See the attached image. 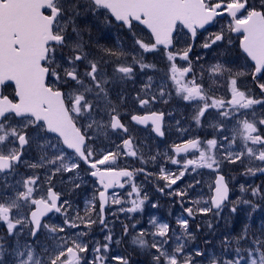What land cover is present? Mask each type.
Returning <instances> with one entry per match:
<instances>
[{"label": "snow or ice", "instance_id": "snow-or-ice-1", "mask_svg": "<svg viewBox=\"0 0 264 264\" xmlns=\"http://www.w3.org/2000/svg\"><path fill=\"white\" fill-rule=\"evenodd\" d=\"M18 14L16 3L5 5L10 57L0 86L14 82V89L9 95L0 91V224L6 226L0 235V264H108L109 259L113 264H131L129 256L109 255L113 242L121 243L114 241L115 223L128 235L140 225L131 223L135 219L131 214L142 213L146 204L154 211L160 207L134 182L138 175L145 176L144 183L153 182L156 192L178 199L180 207L175 217L169 211L172 222L150 215L148 224L154 231L142 229L133 237L132 243L149 257L147 264H264V181L239 184L240 196L232 200L236 177L225 172L240 166L245 168L241 176H264V0H40L36 15L43 22V49L32 57L30 72L17 67L23 47ZM225 14L232 20L227 31L221 27L209 33L201 45L216 48L217 54L206 66H200V57L194 63L191 54L200 31H207ZM114 25L130 43L114 52L97 41L95 52H85L89 46L83 41L85 30L91 38L95 28L102 39ZM137 25L147 30V37ZM229 32L241 37L243 64L227 59L234 46ZM66 49L70 55L64 54ZM159 53L166 61L163 75L141 80L155 64L137 58ZM176 61L186 66L177 67ZM209 75L217 81L226 77L223 91L230 98L207 94ZM49 77L55 87L48 83ZM249 78L252 87L244 83ZM137 80L142 86L133 96L126 85ZM114 90L115 101L110 98ZM173 102L192 107L190 120L155 110ZM85 119L91 123H82ZM166 120L175 124H165ZM192 125L199 131L209 127L206 135L212 138H200ZM138 126L150 128V135L161 143L172 135L178 141L167 148L166 161L152 157L156 174L145 167L116 166L121 160L141 159L133 135ZM33 146L41 153L37 163L24 159ZM192 150H198V156ZM22 166L28 170L23 175ZM203 170L211 180H204ZM89 179L95 187L81 216L72 197ZM205 184L207 198L201 192L193 206H185L190 193ZM242 212L245 223L240 233L223 234L216 243L205 241L203 248L194 243L198 237L190 222L198 215L212 218L202 223L214 233L212 220L223 219L228 225L235 217L239 223ZM52 215L59 224L45 223ZM121 215L129 222L119 220ZM95 227L103 239L89 242ZM42 230L54 242L39 243ZM25 232L31 242L21 243ZM148 235L150 243L145 240ZM41 248L38 259L35 250Z\"/></svg>", "mask_w": 264, "mask_h": 264}, {"label": "rangeland", "instance_id": "rangeland-1", "mask_svg": "<svg viewBox=\"0 0 264 264\" xmlns=\"http://www.w3.org/2000/svg\"><path fill=\"white\" fill-rule=\"evenodd\" d=\"M230 23L228 21H223L222 27L225 28L227 31ZM212 81H210L208 84L209 90H212L214 88L211 87ZM219 82H215V84H218ZM221 84V83H220ZM219 90L220 86L217 85ZM217 91V90H216ZM217 92H213L212 95H215ZM220 93V91H219ZM183 103V102H180ZM180 103L173 102L171 105H164L166 108V111L172 112L173 115L175 116L176 120H184L186 122L187 120H190L193 110L192 109H186L181 106ZM87 123H91L90 120L86 119ZM214 121L212 120V117H209V123H213ZM167 124H175V120L173 121H165ZM194 133L198 135L202 139H208L212 138L210 136H207L206 133L210 132L211 129L209 127H205L203 131H196L195 125H192ZM145 138V147L143 149H138V155L141 157L140 160L136 159V168L140 167H145L146 172H152L154 174L157 173V163L152 161V157H157V160L160 162L166 161L168 159L169 153H167V148L173 144L174 141H176V137L174 135L170 136L165 143H161L157 139H153V137L150 135L149 132H145L143 134ZM178 142V141H176ZM196 156H198V150L195 151ZM32 149H30L27 153V155L24 157L25 160L29 161L30 163H37L39 159H34L32 158ZM188 158H194L193 156H188ZM147 161V164L144 162ZM245 166H250L247 165V162H245ZM173 171H176L175 168L172 169ZM227 173L230 175H233L236 177V181H234L236 191L230 194V199L235 200L238 196H240V192L238 190L239 184L245 183L247 180L248 184H260L262 181H264V176L261 177H244L241 176L240 174L244 172L245 168L240 167V166H234L231 168H226ZM20 173L23 175L25 174L28 170L26 167L22 166L20 168ZM42 174V173H41ZM83 175V173H81ZM203 178L205 181L211 180V177L208 173V170H203L202 172ZM140 176V175H139ZM65 181H67L68 177L65 176L63 178ZM145 181V176L141 175V177H136L134 179V182L137 183L138 185H142L143 188L148 192L150 200L153 202H158L160 207L158 210L154 211L151 209L150 205L146 204L145 209L142 213H133L131 214L135 219L131 220V223H135L136 221L140 222V225L137 227L136 230L130 231V234L128 235H123L122 234V227L119 222L115 223L113 233H114V241L115 240H121L120 244H116L113 242V244L110 246V251L109 255L114 256V255H126L130 257L131 264H147L148 256L146 255L144 249L141 248L139 244H133L132 239L133 237L137 236L142 229H147L150 232L154 231L149 224H148V219L150 215H155L157 217H164L169 220V222H172V217H175L180 213V207L178 203V199H173L167 195H161L160 193L155 191L154 188V183L153 182H148L144 183ZM188 181H185L187 183ZM59 183V181H57ZM68 186V185H66ZM160 186H163V182H161ZM95 187L93 181L91 179L87 180L85 183L84 188L78 192L73 199V206L79 207V215H84L85 214V204L84 201L87 197H90L92 195L93 188ZM183 187V185H181ZM203 193L205 199L207 198L208 194V188L207 184L203 185L201 189H198L196 192L190 193V198L188 202L185 204V206H193L192 202L195 200L200 199L199 193ZM130 204H125V207H130ZM93 208H95L98 211V206L93 203L92 205ZM115 208L108 209L107 212L105 213L106 216L110 217L111 211H114ZM169 211L172 212V217H169ZM75 215V213H73ZM224 215H227V210H225ZM240 222L237 223L236 218L232 217L231 223L226 225L225 221L223 219L220 220H212L213 223V228L215 229L214 233H209L208 229L203 226L202 221L205 219H212L210 216L209 217H202V216H197L195 221H191V229L192 231L196 234L198 239L194 241V243L199 244L201 248L205 247V241H212L213 243L218 242L223 234H228L229 232L235 236L236 234L240 233L243 224L245 223L244 220V213L242 212L240 214ZM119 220L124 221L125 223H128L129 221L125 219L123 215L119 217ZM45 223H48L50 226L51 225H57L59 224V219L55 215H52L49 217ZM197 225H200L198 228ZM5 225L0 224V235L5 234ZM81 231L84 229L81 228ZM179 234V233H178ZM93 239L95 240H102L103 236L101 234L100 228L95 227L93 229L92 235L88 237V241L91 242ZM151 235L145 236V240L148 241L149 243L151 242ZM25 241L31 242V238L27 236V233L23 236L20 237V242L24 243ZM54 241L51 240L50 237L47 236L46 231L42 230L40 237H39V243H41L44 246H47L49 243H52ZM235 246V245H233ZM37 252V258L39 259L40 253L42 252L41 249H36ZM91 259V257H89ZM108 264H113V262L110 260Z\"/></svg>", "mask_w": 264, "mask_h": 264}, {"label": "flooded vegetation", "instance_id": "flooded-vegetation-1", "mask_svg": "<svg viewBox=\"0 0 264 264\" xmlns=\"http://www.w3.org/2000/svg\"><path fill=\"white\" fill-rule=\"evenodd\" d=\"M57 2H58V0H57ZM46 14H50V13L46 12ZM223 21L224 22L228 21L230 24L232 23L231 18L225 14L222 18L217 20L215 25L209 27L207 29V31H204V30L200 31L199 38L196 40L194 50L191 54V58H192L194 63H195L197 57H200V61H199L200 66H206L207 62L213 60V57L217 54L218 50L216 48H213L212 50L204 49L201 47V45L207 40L209 33H215L216 31H218L222 27ZM81 28L83 29L84 25H81ZM137 30L141 31L142 35L147 37V35H148L147 30L143 29V26L137 25ZM53 32H55V29H53ZM100 35L101 34L98 33L95 28H93V30L91 32V38L89 37V34L86 30L83 32V41L85 43L89 44V46L84 49L85 52H88V51L95 52V46H96L97 41L100 44L108 46L114 52H119V50L121 48H124L126 44L130 43V41L128 40V37L125 35V32L118 30L115 25L112 27L110 34L104 35V37L102 39L100 38ZM228 35L230 36V39L232 41V45H234V46H230L227 59L232 61L234 63V65L243 64L245 54L239 48V39L241 38L240 35L236 34V33H231V32H229ZM64 54L70 55L71 53H69V51L66 49V50H64ZM96 54L99 55V53H96ZM137 59L140 60V62H143L145 64H155V68H148L146 70V74L140 78L141 80H143L145 82H147V79L149 76L156 78L157 73H159L160 75H163L164 71L166 70V61L163 59L162 53H159L155 56L154 55H145L143 57H138ZM176 64H177V67L186 66L181 61H176ZM228 66H233V65H228ZM81 71H83V67H81ZM195 71H196L197 75L201 74L199 66H197L195 68ZM217 75H219V74H217ZM225 78H226L225 76H221L220 80L218 81L219 83L215 84V82H217V80L214 76H211V75L206 76L205 79H206L207 94L212 95V93H213L212 90H209L208 84H207L210 81H212V83L210 84L211 87L217 90V91H215L217 93H215V95H212V96H214L215 98H221V97H223L225 99L230 98V95L226 96L225 92L223 91V81ZM48 83L53 84V87H55L54 81L52 80L51 77L48 78ZM244 83L247 84L248 87H252L250 78L245 80ZM217 85L220 86V90H219ZM141 86L142 85L140 84V81L137 80L135 84L129 83L128 85H126V88H127V91L129 93H131V95L135 96L137 94L135 89L138 87H141ZM13 89H14V85L11 83H6L5 85L0 86V91H3L4 94H6V95L11 94L13 92ZM219 91H220V93H219ZM115 96H116V91L114 90L110 94V98L115 101ZM180 104L182 107H184L186 109H192L191 106H186L184 103H180ZM155 110L166 111V108L163 104H161V105H158ZM134 114H143V113H134ZM86 121L87 120L85 119L84 121H82V123L87 124ZM97 121H99V116H97ZM165 124H167V123H165ZM96 126L97 125H93V127H96ZM150 131H151L150 128H146L143 126H138V127L133 129V135L136 137L135 146L137 149H143L145 147V138L146 137L143 134H145V132L150 133ZM196 131H198V130H195V132ZM151 136L153 137V139H155V140L157 139L154 134ZM142 146H143V148H142ZM195 151L196 150H192V152H194V153H195ZM32 154H33L32 158H34V159H39V157L41 155V153L39 152L38 149H36L35 146H33V148H32ZM50 155H51V153H50ZM50 158H51V156H50ZM136 164H137L136 159L121 160L117 163L116 166L118 168L128 167L129 170H132L133 168H136L135 167ZM83 167L84 166L82 165V168ZM225 172H227L226 169H225ZM136 177L140 178L141 175L140 176L138 175ZM211 179H212V177H211ZM126 190H117V191L121 192V191H126ZM107 210H106V212H107Z\"/></svg>", "mask_w": 264, "mask_h": 264}, {"label": "water", "instance_id": "water-1", "mask_svg": "<svg viewBox=\"0 0 264 264\" xmlns=\"http://www.w3.org/2000/svg\"><path fill=\"white\" fill-rule=\"evenodd\" d=\"M9 2L18 6L16 23L19 25L23 47L20 51V63L17 67L20 71L30 72L31 59L34 55L42 53V24L37 18L36 9L40 0H0V74L6 69L10 57V35L7 29V20L3 15V9ZM237 34V33H236ZM14 85V82H5ZM145 127V126H143Z\"/></svg>", "mask_w": 264, "mask_h": 264}, {"label": "bare ground", "instance_id": "bare-ground-1", "mask_svg": "<svg viewBox=\"0 0 264 264\" xmlns=\"http://www.w3.org/2000/svg\"><path fill=\"white\" fill-rule=\"evenodd\" d=\"M109 261H110V259H109ZM109 261H108V262H109Z\"/></svg>", "mask_w": 264, "mask_h": 264}]
</instances>
